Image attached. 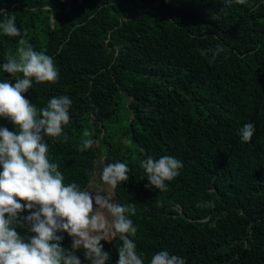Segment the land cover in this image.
I'll return each mask as SVG.
<instances>
[{
    "label": "trees",
    "instance_id": "trees-1",
    "mask_svg": "<svg viewBox=\"0 0 264 264\" xmlns=\"http://www.w3.org/2000/svg\"><path fill=\"white\" fill-rule=\"evenodd\" d=\"M0 9L59 70L22 95L38 109L53 96L73 101L68 139L47 138L65 182L87 188L95 175L102 184L105 164L129 166L113 196L136 206L145 264L165 248L188 264H264V0H0ZM18 40L0 36V62ZM218 44L226 52L214 56ZM247 122L256 132L242 142ZM0 126L15 131L6 118ZM85 131L94 144L80 151ZM145 154L183 161L167 191L144 187ZM101 243L116 264L117 240Z\"/></svg>",
    "mask_w": 264,
    "mask_h": 264
},
{
    "label": "clouds",
    "instance_id": "clouds-1",
    "mask_svg": "<svg viewBox=\"0 0 264 264\" xmlns=\"http://www.w3.org/2000/svg\"><path fill=\"white\" fill-rule=\"evenodd\" d=\"M222 2L225 6L244 5L247 0ZM0 36L19 37L15 54L8 49L0 62V72L9 74V79H0V118L15 127L10 131L0 126V264H109L110 254L101 241L113 239L118 245L116 264H145L134 239L138 231L131 219L135 204L119 203L112 194L82 188L76 182L66 183L60 165L49 159L47 138L68 139L64 126L70 122L73 101L68 95L53 96L38 109L22 94L32 88L33 81L58 80L54 58L36 51L23 37L16 16L2 9ZM224 52V46L218 44L213 55ZM255 132L252 122L237 130L242 142H250ZM93 144L85 131L79 150ZM139 166L147 180L144 187L165 192L166 182L178 177L184 165L175 156L145 154ZM129 172L126 163L117 161L105 164L99 176L115 190L128 181ZM63 233L71 237L67 248L61 243ZM148 264L188 262L165 248L152 255Z\"/></svg>",
    "mask_w": 264,
    "mask_h": 264
},
{
    "label": "rangeland",
    "instance_id": "rangeland-1",
    "mask_svg": "<svg viewBox=\"0 0 264 264\" xmlns=\"http://www.w3.org/2000/svg\"><path fill=\"white\" fill-rule=\"evenodd\" d=\"M99 181H100L99 177L97 175H95V177L93 178V180L90 182V184L88 185V187L86 189L113 195V190L110 189V187L108 185H106L104 182H102V184H100Z\"/></svg>",
    "mask_w": 264,
    "mask_h": 264
}]
</instances>
